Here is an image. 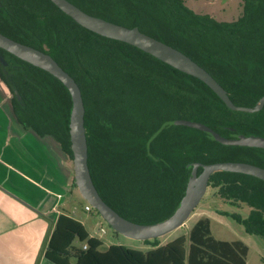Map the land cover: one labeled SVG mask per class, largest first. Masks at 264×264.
<instances>
[{
    "label": "trees",
    "instance_id": "obj_1",
    "mask_svg": "<svg viewBox=\"0 0 264 264\" xmlns=\"http://www.w3.org/2000/svg\"><path fill=\"white\" fill-rule=\"evenodd\" d=\"M68 1L90 15L138 27L185 53L237 106L255 107L264 96V0H244L243 14L231 23L196 15L184 0ZM0 32L51 55L75 79L85 106L90 176L103 200L124 218L149 225L172 216L195 163L245 162L264 168V149L226 146L201 130L167 124L190 120L229 139L264 138V106L255 113L232 111L201 80L82 27L50 0H0ZM0 80L9 89L18 123L55 140L73 161L68 89L3 49ZM209 186L222 202L249 207L248 217H231L247 234L264 238V181L217 172ZM91 214L99 215L96 210ZM159 239L143 241L155 248L146 253L121 244L103 248L80 221L61 214L45 258L54 264H246L249 252L241 241L217 240L207 217L188 236L163 246Z\"/></svg>",
    "mask_w": 264,
    "mask_h": 264
},
{
    "label": "water",
    "instance_id": "obj_2",
    "mask_svg": "<svg viewBox=\"0 0 264 264\" xmlns=\"http://www.w3.org/2000/svg\"><path fill=\"white\" fill-rule=\"evenodd\" d=\"M50 1L82 27L103 37L130 44L170 65L172 68L201 80L232 111L255 113L259 112L264 106V96L255 107L235 105L227 91L207 70L185 53L141 32L138 27L130 28L90 15L68 0ZM0 49L50 73L68 89L72 99L69 133L73 153L75 185L83 199L99 213L107 225L117 234L138 241H146L162 238L183 227L206 194L211 176L217 172L245 174L264 181V168L250 163L219 162L206 165L195 163L185 195L172 216L156 224L145 225L132 222L121 216L103 200L90 176L85 128V106L82 91L75 79L51 55L17 42L1 32ZM167 124L201 130L208 134L212 140L226 146L264 149L263 137L240 135L237 138L229 139L202 123L190 120L169 121ZM200 167L203 168V171L198 174Z\"/></svg>",
    "mask_w": 264,
    "mask_h": 264
},
{
    "label": "crops",
    "instance_id": "obj_3",
    "mask_svg": "<svg viewBox=\"0 0 264 264\" xmlns=\"http://www.w3.org/2000/svg\"><path fill=\"white\" fill-rule=\"evenodd\" d=\"M63 157L55 140L40 138L18 123L11 95L0 80V264H54L45 253L56 222L61 214L76 219L63 207L65 197L77 188L70 184L71 169ZM100 241L105 248L113 245ZM233 241L249 248V264L250 247L239 238L226 242Z\"/></svg>",
    "mask_w": 264,
    "mask_h": 264
},
{
    "label": "rangeland",
    "instance_id": "obj_4",
    "mask_svg": "<svg viewBox=\"0 0 264 264\" xmlns=\"http://www.w3.org/2000/svg\"><path fill=\"white\" fill-rule=\"evenodd\" d=\"M184 5L196 15L209 16L219 23H231L238 20L243 14L244 0H184ZM62 159L64 164L70 166L72 172H70V184L73 185V162L64 157ZM59 164H62L61 159H59ZM59 169L61 170V167ZM86 203L78 188H75L72 194H68L65 197L63 207L66 212L69 211L78 221L82 222L90 235L102 240L105 245L121 244L139 250H146L150 247L145 246L146 244L143 241L117 234L100 215L96 214V216L86 213L84 211ZM250 211L251 209L247 206L238 207L222 202L216 197V189L209 187L201 203L184 226L160 238V244L164 245L181 235L188 236L196 221L202 217H207L211 220V232L216 239L231 241L234 238H239L250 247L249 264H264L260 262V257L264 258V238L247 234L244 226L237 223L231 217V215L236 214L242 218H246L250 214ZM224 212L228 213L229 216L222 215ZM101 225L106 229V234L103 236L99 234Z\"/></svg>",
    "mask_w": 264,
    "mask_h": 264
},
{
    "label": "built area",
    "instance_id": "obj_5",
    "mask_svg": "<svg viewBox=\"0 0 264 264\" xmlns=\"http://www.w3.org/2000/svg\"><path fill=\"white\" fill-rule=\"evenodd\" d=\"M84 210L87 213H92L94 211L93 207L90 204H88V203H86V205L84 207ZM99 234L101 236H103L104 234H106V229L102 225H101V228L99 230ZM91 237H94V236H91ZM94 238H96V237H94ZM98 240H100V239H98ZM83 248L86 249V246H84Z\"/></svg>",
    "mask_w": 264,
    "mask_h": 264
},
{
    "label": "flooded vegetation",
    "instance_id": "obj_6",
    "mask_svg": "<svg viewBox=\"0 0 264 264\" xmlns=\"http://www.w3.org/2000/svg\"><path fill=\"white\" fill-rule=\"evenodd\" d=\"M6 87H7V86H6ZM7 89H8V87H7ZM8 91H9V89H8ZM9 93H10V92H9ZM209 187H210V186H209ZM209 187H208V188H209Z\"/></svg>",
    "mask_w": 264,
    "mask_h": 264
}]
</instances>
